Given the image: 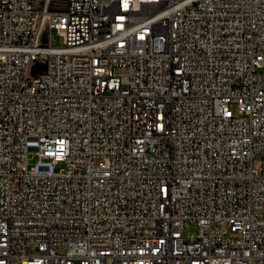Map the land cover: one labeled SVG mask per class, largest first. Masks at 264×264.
<instances>
[{"label": "built area", "instance_id": "2783aa9c", "mask_svg": "<svg viewBox=\"0 0 264 264\" xmlns=\"http://www.w3.org/2000/svg\"><path fill=\"white\" fill-rule=\"evenodd\" d=\"M63 1L0 0V264H264V0Z\"/></svg>", "mask_w": 264, "mask_h": 264}, {"label": "rangeland", "instance_id": "374dc122", "mask_svg": "<svg viewBox=\"0 0 264 264\" xmlns=\"http://www.w3.org/2000/svg\"><path fill=\"white\" fill-rule=\"evenodd\" d=\"M50 42L53 45H60L62 43V38L60 36H58L56 33H51L50 34ZM262 70H264V69H262ZM28 151L30 152V159H29L28 165L32 166L35 163V161L38 159L37 155L31 154V153L36 152V148L35 147H29ZM62 165L63 164L61 162H59L55 166V169L59 170L62 167ZM185 231L186 232L196 231V228L191 222H187L185 224ZM228 234L233 235V233H228Z\"/></svg>", "mask_w": 264, "mask_h": 264}, {"label": "bare ground", "instance_id": "6f19581e", "mask_svg": "<svg viewBox=\"0 0 264 264\" xmlns=\"http://www.w3.org/2000/svg\"><path fill=\"white\" fill-rule=\"evenodd\" d=\"M63 8L71 9V0H64ZM24 97H31V88H24Z\"/></svg>", "mask_w": 264, "mask_h": 264}]
</instances>
